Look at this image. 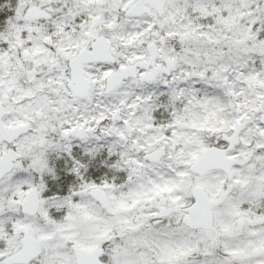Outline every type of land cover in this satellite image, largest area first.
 Masks as SVG:
<instances>
[{"label":"snow or ice","instance_id":"snow-or-ice-1","mask_svg":"<svg viewBox=\"0 0 264 264\" xmlns=\"http://www.w3.org/2000/svg\"><path fill=\"white\" fill-rule=\"evenodd\" d=\"M0 264H264V0H0Z\"/></svg>","mask_w":264,"mask_h":264}]
</instances>
